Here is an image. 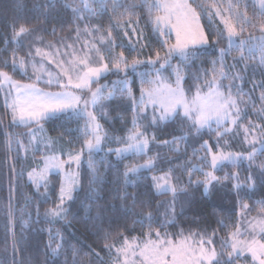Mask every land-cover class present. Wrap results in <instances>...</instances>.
Returning a JSON list of instances; mask_svg holds the SVG:
<instances>
[{
	"label": "trees",
	"instance_id": "obj_1",
	"mask_svg": "<svg viewBox=\"0 0 264 264\" xmlns=\"http://www.w3.org/2000/svg\"><path fill=\"white\" fill-rule=\"evenodd\" d=\"M104 3L106 10L102 11L98 3L92 6L93 13L84 9L81 0H21V6L18 0H0V71L16 81L31 82L17 67L13 70V61L17 66L28 50L23 37L14 36V29L18 32L19 27H26L30 35L40 30L33 35L56 41L77 32L85 37L80 33L84 26H98L111 38L101 46L111 73L95 87L105 85L109 93L115 90L113 80L117 85L112 98L105 97L94 108L104 137L102 151L85 155L79 189L62 219L48 215L59 204L61 180L51 176L46 187L42 185L39 190L27 182L29 172L39 170V166L31 156L24 158L18 141L19 134L27 133L32 127H12L0 90V261L3 264H113L124 239H142L149 231L157 230L169 237L183 232L211 240L223 261L231 251L227 243L242 218L264 211V147L257 150L264 141L261 137L264 117L258 119L257 113L259 97L264 94V69L257 59L264 53V31H261L264 16L259 15L255 0H207L221 8L222 15L236 25L239 35L232 38L234 42L230 45L226 32L216 35L224 27L220 18L213 16L210 21L202 14L208 48L200 49L188 60L173 55L171 67L165 65L159 69L168 46L174 41L166 34L157 33L152 22L155 13L150 14L142 0ZM229 3L235 6L232 11L228 10ZM236 12L246 13L254 26L238 22ZM165 40L168 45L164 44ZM239 41L244 43L241 45ZM220 49L225 50L223 71L230 77L220 83L232 85L233 95L241 88L247 97L245 117L233 129L226 130L228 125H223L196 131L192 122L180 114L161 120L156 109L135 106L141 88L152 87L148 83L142 85L141 80L156 79L158 69L161 78L175 85L173 71L179 68L183 89L191 97L214 61L220 70ZM121 52L129 65L133 59L142 61L136 66L137 72L131 66L124 75L123 71H116L112 58ZM157 52L160 60L156 58ZM150 60L156 61L155 66ZM140 72L146 75L142 77ZM125 76L127 81H132L135 102L126 92L119 91ZM81 118L63 115L44 122L49 139L62 149L81 151L86 141V120ZM134 120L136 129L148 139V151L118 157L115 150L125 147ZM253 139L256 144L249 143ZM205 142L210 151L205 150ZM253 149L255 155L251 160L242 158L216 170L209 166L212 153H242L247 157ZM149 159L153 162L150 168L140 167L138 172L124 175L128 168L145 165ZM207 172H212L217 180L210 181L206 193L204 173ZM165 174L175 193L156 189L153 177ZM13 242L18 249L15 254Z\"/></svg>",
	"mask_w": 264,
	"mask_h": 264
},
{
	"label": "snow or ice",
	"instance_id": "obj_2",
	"mask_svg": "<svg viewBox=\"0 0 264 264\" xmlns=\"http://www.w3.org/2000/svg\"><path fill=\"white\" fill-rule=\"evenodd\" d=\"M142 2L149 9L150 14L155 13L152 22L158 34L165 35V29L169 33H174L175 42L168 46L167 53L159 65V69H164L165 65L171 67L170 60L174 54L179 55L182 60H188L196 55L201 48L209 44V37L200 23L202 14L207 16L210 21L213 16L220 18L224 27L216 35L222 36L226 32L230 45L234 42L232 38L239 35L236 25L231 23L229 18L222 15L221 8L215 6V4L207 3V0H151V2L150 0H142ZM100 3L101 10H106L104 0H100ZM18 6H21V0H18ZM85 7L95 13V9L91 8L87 0H85ZM234 7L229 3L228 10L232 11ZM260 7L262 9L261 15L264 16V0H260ZM73 11H76L79 15L78 10L73 9ZM235 18L238 22L243 21L250 26H254L248 20L246 13L236 12ZM242 30L243 28H241ZM27 31L26 27L21 26L18 32L14 29V36H19ZM261 31H264V25L261 26ZM239 43L242 45L244 41H239ZM164 44L168 45V40H165ZM224 53L225 50L220 49V70H217V62L214 61L211 71L204 73L203 81L197 85L191 97L183 89V76L179 68L173 71L175 86L161 78L159 69L156 71V79H142V85L148 83L152 87L148 89L141 88L138 107L146 108L148 104H151L154 109H159L161 113L159 119L161 120L174 118L179 115L178 110H182L183 116L192 122L196 131L204 128L211 129L213 123L217 128L228 121L236 124V120L240 115V108L232 94V85H222L220 83V80L230 78L223 71ZM37 54L41 55L39 49H37ZM156 58L157 60L161 59L159 52L156 53ZM112 59L113 66L117 70L125 72H127L129 66H131L133 72H137L136 66L142 63L140 60L133 59L131 65H129L122 52ZM149 62L153 66L156 64V61L153 60ZM80 65H83V67H80ZM16 67V63L13 61L14 71ZM24 67L25 62L20 59L19 68ZM57 67L60 69L58 77H64L66 82H61L59 78L55 79V83L63 89L56 93L45 92L38 88L35 83H21L13 80L7 72L0 71V88L7 85L11 95V101L9 103L6 100V106L11 109V117L14 123L28 124L32 121L39 123L42 119L58 113H66L70 117L85 118L86 128L91 129L92 135L91 139H86L85 146L89 155H91L94 150L98 151L100 149L104 137L100 135L101 125L98 123L95 113L89 111V105L91 104L95 108L101 100L105 99L101 90L97 88L96 91H92L91 85L98 82L100 75L107 72L109 66L107 63H103L98 67L90 66L87 57H85L79 61H74L69 67H65L62 62H58ZM141 75L143 77L146 74L141 73ZM35 79L39 80L40 76H36ZM46 83L52 84L53 79H48ZM122 83L123 88L119 91L126 92L135 102L131 88L128 86L127 76H125ZM75 90H79V92ZM85 92L90 94L87 98L83 96ZM106 98L111 99L112 93L109 92ZM255 142V139L249 141L253 144ZM261 143L264 147V141ZM147 146L148 139L143 133L136 130V121L134 120L133 130L127 136L125 147L115 151L119 157L126 152L143 153ZM205 150L210 151L207 142H205ZM81 154L69 155L67 161L61 160L57 156L47 157L44 168L40 172H36V170L29 172V179L37 186V190L42 185L46 187V176L51 169L63 170L66 163H74L78 167ZM254 155L255 149L249 151L247 157H244L242 153L223 151L212 153L209 166L216 169L218 165L224 162L235 164L242 158L251 160ZM152 163V160L149 159L145 165L130 167L124 175L127 177L129 173H136L140 170V167L150 168ZM89 167H91V163H89ZM204 175L206 177L204 187L207 193L210 181L217 180V177L212 172L204 173ZM153 180L158 191L175 193L176 189L170 183L168 174L153 177ZM78 183L77 173H65L64 182L60 188V203L55 209L50 210L48 215L63 218V204L66 200L73 198L72 194ZM236 187L239 188V184ZM244 207H247V205H244ZM231 240L230 247L232 252L236 253L237 258L247 253L250 254L253 264H264V218L258 219L254 223L250 222L247 233H241L240 229L237 228L231 234ZM206 244H211V240L205 241L199 236L194 238L192 233L185 235L181 232L176 237H169L166 232L162 235L157 230L154 233L149 231L142 239L131 241L124 239L122 246L117 251L123 254L124 264H211V261L216 258V253L214 249L209 250L206 248ZM17 250V246L13 242V254ZM55 253L56 250L54 249L53 254ZM0 264H3V261H0ZM216 264H220V262L217 261ZM228 264H234V261L229 260Z\"/></svg>",
	"mask_w": 264,
	"mask_h": 264
},
{
	"label": "rangeland",
	"instance_id": "obj_3",
	"mask_svg": "<svg viewBox=\"0 0 264 264\" xmlns=\"http://www.w3.org/2000/svg\"><path fill=\"white\" fill-rule=\"evenodd\" d=\"M81 1L83 3L84 9L86 11L89 10L88 7H85V0H81ZM106 1H108V0H104V2H106ZM109 1L118 2L120 0H109ZM256 2H257V9L259 11V15H261L262 9L260 7V0H258ZM87 3L92 8L93 5H95V4L98 5V3H100V0H87ZM200 23H201V20H200ZM201 25H202V23H201ZM99 28L100 27H98V26H95V27L84 26L83 30L80 29L81 30L80 33H84L85 37H81L77 32V33H72L68 36H63V38H59L56 41L51 40V39L45 40L44 35H37V36L33 35V33L39 34L40 30H36L35 32H31V35H30V33H23V34L19 35V36L23 37L24 44L28 50H27L26 57L23 59L25 62V67L19 68V62H18L17 68L19 69L21 75L27 77V79H29L31 81V82H21V83H35L38 88H40L41 90H43L45 92L56 93V92L62 91L63 89L60 88L55 83V79L59 78L61 80V82H66L64 77H62V76L58 77V74L60 72V69L57 67L58 62H62L65 67H69L70 65L73 64L74 61H79L80 59L87 57L90 66H93V67H98V66L102 65L103 63H106L105 59L103 58V56L101 54V46L105 45L106 43H109L111 38H109L108 36L103 34L102 30H99ZM96 31H98L100 33L96 32ZM165 33L167 36L172 37L173 41L175 42L174 33H169L167 29H165ZM26 38H29V39H26ZM208 46H209V44L207 46H204L201 49L208 48ZM37 49L40 50L41 55L37 54ZM255 51H257V50H255ZM42 54H47V55H42ZM174 55L181 58L177 54H174ZM257 59L260 61V64L264 69V53H260L259 57H257ZM80 67H83V65H80ZM116 71H118V70H116ZM110 73H111L110 70H108L105 73H102L98 79V82H94L91 85L92 91H96V89L99 88L101 90V92L104 94V96L107 97L108 93H106V91L108 89L106 88L105 85L104 86L98 85L97 87H95V86L97 84L101 83V81L104 78L108 77L110 75ZM124 74L125 73L123 71V75ZM36 76H40V79L36 80L35 79ZM48 79H53V83L52 84L46 83V81ZM235 79L238 80V76L235 77ZM13 80H15V79L13 78ZM131 83H132V81L129 79L128 80V86L130 88H131ZM167 83H169V82H167ZM235 85H236V83H235ZM239 85H240V83H239ZM173 86H175V85H173ZM112 88H113V90L115 89L114 91H116L117 85H116L115 80H113ZM122 88H123V83H122L121 89ZM240 89L241 88H239L237 91H234V93L239 95V96L233 95L234 98H236L238 106L240 108V115L236 120V124H237V122L240 121L241 118L243 119L245 117V114L247 112V108H244L246 103H247V101H244V98H247V97H246V94ZM0 90H1L2 98H3V102L5 105V109L7 111V116H8L9 122L12 125V127H15V128H25V127L30 128V127H32L27 133L19 134L18 143H19V146L21 147L24 158L28 159L31 156L32 161L34 163L36 162L37 165L39 166V170H37L36 172H40L44 168V162H45V159L47 157L57 156L61 160L67 161L69 155L74 156L77 153H82L78 167L74 163H72V164L66 163L63 170L51 169L47 173V176H46V182L48 181V179L51 176H58L61 180V186H62V184L64 182L65 173L75 172V173H77L78 181L80 182V168H81L83 162L85 161V159H84L85 155L86 154L89 155V152H88L85 144H84V148L79 152H73L71 149H62L59 146H56L54 144V142L49 139V135L47 133V130H46L45 124H44V122H46L48 120L55 119L56 117L68 115V114L58 113L55 115H50L49 117L42 119L39 123H36L35 121H32L28 124H21L19 122L14 123L12 120V117H11V109L6 106V100L9 103L11 101V95L9 94L8 86L4 85L2 88H0ZM75 91L79 92V90H75ZM114 91L111 92L112 96H113ZM12 94H14V92H12ZM89 95L90 94L87 92L83 93V96L85 98H87ZM139 100H140V96H139L138 100L135 102L136 107H138ZM259 100H260V107H259L258 112H257L258 113V119H260L261 117H264V94H262L259 97ZM149 108L154 109L151 104H148L147 107L143 108V109L147 110ZM89 111L94 112V108L91 106V104L89 105ZM156 111L158 112V115L160 117L161 113H160L159 109L157 108ZM178 111H179V114L183 116L182 110H178ZM81 119H85V118H81ZM170 119H173V118H170ZM170 119H167V120H170ZM236 124H232L230 121H228L223 125H225V126L228 125L227 130H229V129H233L236 126ZM85 125H86V123H85ZM213 126H216L215 123H213ZM243 129H245V128H243ZM136 130L141 132L140 129H138V128ZM244 132L246 133L245 130H244ZM100 135L103 137L101 128H100ZM84 136L86 139L92 138L90 128H86V130L84 132ZM261 137L263 140V138H264L263 133L261 134ZM255 141H256V139H255ZM103 144H104V139L101 142L100 149L98 151L94 150L91 153V155H94L96 153L101 152ZM254 144H256V142ZM261 147L262 146L260 145L257 148V150L260 149ZM148 148H149V145L147 146V148L145 149V151L142 154L147 153ZM132 154H140V153L126 152L121 156H127V155H132ZM227 163H229V162H224L223 164L218 165L217 168H220L224 165H227ZM216 169H214V170H216ZM26 180L28 183H31L35 187H37L33 183V181L29 179V175H27ZM78 189H79V183L77 184V186L75 187V189L73 191V194H72L73 198H74L75 193L78 191ZM159 192H161V191H159ZM59 195H60V192H59ZM73 198L71 200H66L64 202V204H63L64 211L62 212L63 218L65 217V215L67 213V206L73 200ZM59 203H60V201H59ZM258 212H261V213H257V215H250V216H246V217L242 218L241 224L239 226L241 233H247L249 231L250 222L254 223L256 220L264 218V211L259 210ZM55 218L62 219L60 217H55ZM195 237H196V235H194V238ZM205 241H207V240H205ZM231 243H232V240L230 238V241L227 243L228 244L227 246L230 249H231V247H230ZM205 247L208 248L209 250H211V249L215 250L216 258H215V260L211 261V264H216L217 261H219L220 264H228L229 260L234 261V264H247V263L253 264V261L251 260L250 254L245 253V254H242L239 258H237L236 253L232 252V250H231L230 251L231 255H228L226 257V259L222 261L221 259L218 258V253H217L216 249L211 244H206ZM112 262H113V264H124L123 254L117 251V254H116V256L113 257Z\"/></svg>",
	"mask_w": 264,
	"mask_h": 264
},
{
	"label": "crops",
	"instance_id": "obj_4",
	"mask_svg": "<svg viewBox=\"0 0 264 264\" xmlns=\"http://www.w3.org/2000/svg\"><path fill=\"white\" fill-rule=\"evenodd\" d=\"M256 1H258V0H256ZM257 3V2H256Z\"/></svg>",
	"mask_w": 264,
	"mask_h": 264
}]
</instances>
